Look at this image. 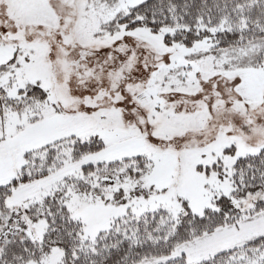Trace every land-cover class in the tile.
I'll return each instance as SVG.
<instances>
[{"label": "snow or ice", "instance_id": "obj_1", "mask_svg": "<svg viewBox=\"0 0 264 264\" xmlns=\"http://www.w3.org/2000/svg\"><path fill=\"white\" fill-rule=\"evenodd\" d=\"M0 264H264V0H0Z\"/></svg>", "mask_w": 264, "mask_h": 264}]
</instances>
